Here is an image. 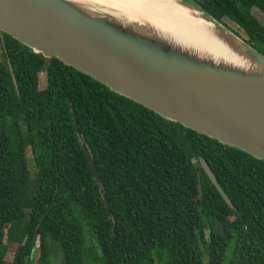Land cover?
Returning a JSON list of instances; mask_svg holds the SVG:
<instances>
[{
    "label": "trees",
    "instance_id": "obj_1",
    "mask_svg": "<svg viewBox=\"0 0 264 264\" xmlns=\"http://www.w3.org/2000/svg\"><path fill=\"white\" fill-rule=\"evenodd\" d=\"M191 1L240 37L226 23L234 25L264 55V22L251 14L255 8L264 16V0ZM82 227L93 238L88 251ZM6 239L16 245L9 263ZM90 260L264 264V161L165 120L0 33V264Z\"/></svg>",
    "mask_w": 264,
    "mask_h": 264
},
{
    "label": "water",
    "instance_id": "obj_2",
    "mask_svg": "<svg viewBox=\"0 0 264 264\" xmlns=\"http://www.w3.org/2000/svg\"><path fill=\"white\" fill-rule=\"evenodd\" d=\"M172 1L209 26L205 37L217 51L129 18L127 9L113 2L91 0H0V33L165 120L264 161V55L191 0ZM72 122L76 128L73 114ZM76 134L81 140L77 129ZM82 148L100 184L84 144ZM198 162L231 207L205 161ZM213 231L223 233L219 224Z\"/></svg>",
    "mask_w": 264,
    "mask_h": 264
},
{
    "label": "bare ground",
    "instance_id": "obj_3",
    "mask_svg": "<svg viewBox=\"0 0 264 264\" xmlns=\"http://www.w3.org/2000/svg\"><path fill=\"white\" fill-rule=\"evenodd\" d=\"M97 3L110 5L112 2L127 9V16L140 19L142 22H150L176 37L186 39L196 46L217 51V47L211 44L205 37L208 25L197 17L190 14L172 0H91ZM112 3V4H113Z\"/></svg>",
    "mask_w": 264,
    "mask_h": 264
},
{
    "label": "rangeland",
    "instance_id": "obj_4",
    "mask_svg": "<svg viewBox=\"0 0 264 264\" xmlns=\"http://www.w3.org/2000/svg\"><path fill=\"white\" fill-rule=\"evenodd\" d=\"M251 14L253 17H255L257 19L258 22H260L261 24L264 22V16L257 10V9H253L251 10ZM226 25L232 29L234 32H236L240 37L245 38V36L243 35L242 32H240L234 25H232L231 23H226ZM38 82H39V88L43 89L45 86V78H44V72H41L38 75ZM27 159H28V163H29V167H30V172L31 175L33 174V168H32V161H31V156H30V152L29 150H27ZM83 230V236H84V241H85V248L88 251L90 249V245L92 243V236L90 234V232L82 227ZM5 243L7 244V252H6V256H5V263H9L12 259V253L16 247L15 244L13 243H8V240H5ZM227 262V261H226ZM87 264H98L96 261H92L90 260L89 262H87ZM157 264V263H155Z\"/></svg>",
    "mask_w": 264,
    "mask_h": 264
}]
</instances>
